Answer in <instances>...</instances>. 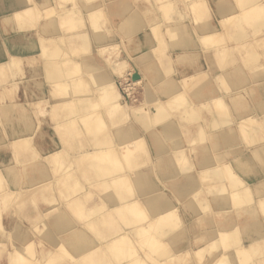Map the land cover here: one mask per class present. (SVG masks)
Returning a JSON list of instances; mask_svg holds the SVG:
<instances>
[{
    "label": "bare ground",
    "instance_id": "1",
    "mask_svg": "<svg viewBox=\"0 0 264 264\" xmlns=\"http://www.w3.org/2000/svg\"><path fill=\"white\" fill-rule=\"evenodd\" d=\"M81 1L83 3L82 8L76 0H40L38 2H35V0H16V3L12 6L15 9L5 18V21L9 24H15L17 32L24 33L28 28L37 27L38 30L40 26L43 28L45 24L47 25L46 29L44 27L40 30L42 31L41 34L37 33L36 35L38 36L40 48L38 56H45L47 52L45 42L52 36H56L60 41L62 40L61 42H64L68 34L71 37L77 35L80 42L79 48L86 50L88 48V44L86 43L89 38V32L84 30L75 33L79 27L78 25L85 23V12L82 13V11L85 10L87 12V17L91 20V28L97 27L100 11L96 10L99 3L93 5L95 0ZM145 1L150 2L151 6H156V3L151 0ZM173 1L175 2V0H164V5L169 10H173ZM250 1V3L246 4L242 0L241 6L236 2L237 6L239 5L237 12L234 11L233 6L227 1L221 0L220 2H216L215 8H218H216L218 16L220 18L226 17L228 21L229 19L227 18L234 20L232 23H234L233 30H235V33L232 37L237 43L246 38L256 36V34L258 35L260 31H264L262 30L264 29V2L262 0ZM181 2L192 11L194 23L195 25L196 23L199 24V26L197 25L198 27L196 26L197 29H201L198 32L202 33L203 30L205 31V33L200 34L199 38L204 46L195 45L193 48L187 47L183 49L182 45L179 44H183L180 38L182 37V28L184 26L181 28V24L185 21H191V17L185 16V20H180L183 17L181 14L178 17L176 16L177 18L168 16L164 18L167 20L173 19L172 23L175 25L171 28L169 26L170 23L167 24L169 26V34L166 38L162 39L159 48L156 47V43L150 47H146V50L140 57L142 60L139 66L141 73L133 72L132 68L128 72L131 73L130 78L124 71L125 62L106 64L113 71L112 75L114 72L116 73L115 75L125 74L120 80H127L129 77L132 85L143 81V75H141L143 72H153L152 74L154 75L150 79L154 81L155 87L162 94V99H159L157 93L152 90L153 85H151L152 88L150 85V87L147 85L145 93L146 101H144L146 106L155 105L153 106L155 108L153 112H149L143 105L139 107L132 106L135 104L132 101L133 97L131 100H128V95H131L130 91L133 89L125 90L126 93L124 95L118 90V82H115L111 73L104 76L101 73L102 76L97 75L98 77L96 74L92 76L91 80L94 84V90L98 94V103L92 102L87 99L89 97L87 86L85 87V85L78 82L81 72L79 65H70L66 72L63 70L61 72V68L54 66L52 60H48L47 64L49 66L46 65L44 69L45 76L43 79L46 84L54 87L55 90H58L62 94L61 104L63 107L69 109V106L75 103L76 96H79L76 99L80 105L79 110L85 111L86 108L89 109L88 107L94 108L89 114L82 113L78 117V120L75 118V113L67 114L61 122L68 124V126L76 125L77 123L85 125L92 122L95 127L103 128V133H105L104 128L108 124H118L120 118H123V122L126 124L129 122L125 120L129 119L130 123L127 129H122V133L118 129L116 132L117 136L106 143H102L98 136L96 138H88L86 136L82 139L79 136V132L76 131L74 136L77 138L73 137L72 139L78 144V148L76 147L77 149H75L73 156L69 155L67 158L65 157V150L62 148V144L71 143L72 139L64 142V135L70 133L68 129L59 131V139H62L59 141L62 146L53 150L51 152L53 153L52 155H49L50 153H40L38 151L39 144L36 146V144L31 143L34 134H37V132H32L31 137L10 140L8 145H12L14 151L19 154H32L37 163L32 165L34 168L32 167L31 170L25 169L24 171V173L30 172L29 176L32 177L30 179L32 181L28 186L13 188L6 185V189L0 194V203L5 205H0V230L6 235L5 240H0V257L2 258L4 255V259L6 260L5 262L2 261V263L261 264L264 261V244L257 245L255 243L256 239L264 236V174L255 176L254 172H244V167L247 163L243 161V158H240L242 156V152L240 153V151L233 153V160L230 157L228 162H221L222 167L212 164L211 161L214 158L211 159L207 155L208 144H205L210 140L212 145L209 146L212 150H217L213 149L212 146L218 145V149L220 148L221 151L219 152L221 153L219 158H223V154L227 150L224 149L223 145H227L228 140H231L233 136L232 132L234 131L231 132V136L227 128H232L234 126L233 123L238 128L240 127L241 133H248L247 136L249 133L251 134V132H248L250 127L252 128L251 131L254 130L253 127L257 128L254 131L259 132L260 135V131L263 128V126L261 128V122H264V109L261 110L262 114L258 115V113L253 112L251 109L247 110V112L243 111L244 108H241L242 110L237 109V104L240 96L238 95L239 92L246 90V88H251L254 84L251 80L255 77L252 78L250 76L253 75L252 73L254 75L258 73L257 76L260 75L258 77L264 80V57H258L260 54H257V52L254 54L249 52V57L247 56L244 61L242 60L239 66H235L237 75H235L234 71L227 70V61L215 62V65L219 68L217 73L213 74V79H216L218 84L225 82L222 86L223 89L221 87V91L215 95H209L206 98L203 96L204 100L201 101L200 99L197 102L194 99L200 97L199 94L202 95V93L194 91V96L191 93L194 104H191L184 93L186 91L184 89L189 87V84L186 87L179 88V83L178 85H173V80L170 76L178 70V66H183L185 62L194 63L197 53L204 56L206 55L205 53L209 56L215 53L218 56L223 51L222 48L219 49L217 46H220L224 38V31L222 27L221 29L216 28L214 24L207 21L206 18H210L212 15L208 0H181ZM127 5L130 8L131 5ZM230 5L232 7H229ZM121 9H123L122 5ZM67 10H72L70 11L72 12L70 13L71 15L61 16ZM38 13L40 15H37ZM78 13H80L81 17L77 15ZM139 18V16L137 18L134 14H129V16L127 14L126 21H124V24H128L129 26L125 30L129 28V31L126 30L123 34H125L126 38L130 36L135 43H139L141 40L139 33L135 36V30L142 26V28L146 27V23H143ZM202 18L205 19L204 22H201ZM159 23L163 25V21L155 19L154 23L148 25V29L154 31V25ZM245 23L248 26H244L247 25ZM162 25H158L155 28H160ZM225 25H227V22ZM57 26L62 30L65 29L64 33L58 32ZM163 27L165 28V26ZM94 30L95 32L92 31L90 35L94 36L93 39L95 41L100 42L96 49L92 47L94 50L92 49L88 52L91 55L93 51L99 53L100 50H103L104 52L111 45V42H107V38L102 34V31ZM54 33L56 34L53 35ZM168 43L169 46L172 43L177 47L180 45L181 47L178 48L183 49L173 52V56L176 55V61H173V57L169 56V53L166 52L165 55L163 53L166 51ZM64 45L65 47L68 46L67 43H64ZM54 48L52 47L53 50L49 52L50 57L59 58L64 54L60 46H55ZM261 55L264 56V51ZM163 56L164 58H162ZM158 58L161 60L162 68L157 62ZM21 60L22 58L19 56L9 54L5 61L0 62V68H2L1 65L5 64L6 66V64H10L11 66L6 67V71L9 67V71L13 75L22 72L21 65L19 64ZM109 60H111L110 57L106 58L105 61L108 63ZM243 67L254 71L250 75H244L245 71L242 69ZM99 68L97 67L96 70L99 71ZM91 70L96 72L95 67H92ZM136 73L138 74V78L132 79L133 74ZM202 73L203 71H197L198 76H202ZM203 75L205 76V73ZM233 75H235L234 79L232 78ZM231 79L232 81L229 82ZM227 80L234 87H230L231 85L226 82ZM237 81L240 82L235 84ZM19 82L20 79L16 78L11 85L16 86ZM47 101V99H41L38 104H35L37 101L31 103L33 108L29 112L33 114L29 117L34 118L35 116L36 118L32 120L37 125L38 121H41L40 116H43L47 111V108L44 107V105L48 104ZM239 103L241 104V102ZM258 103H256L257 108H259L258 106H264V101L263 103L258 101ZM17 104L19 103L13 102L9 108L8 105L4 106L8 108L7 111L12 112L14 105ZM101 106L104 107L105 115L102 114L103 110H99ZM196 106L197 108L203 107V109L204 107L210 108V112L212 113H209L212 117L210 129L205 131L202 126H197L198 131H196L199 135L192 131L198 136L197 139L194 134L188 135L185 140L182 137L178 138L179 133L177 136L174 133L177 132L179 125H175L174 123L167 124L166 121L173 114L178 113L185 120L188 119L195 122L200 118L202 111H198ZM79 110L78 112H80ZM4 113L6 111H2L3 115ZM142 113H146L149 120L154 118L156 122L159 121L164 124L163 128L150 127L155 129L151 133L152 139L154 137H159L162 140L170 138V142L168 143L176 146L175 148L172 146L174 149L171 147L172 149L168 148V150L165 147L167 143H164L165 141L162 143L161 141V144H156L151 148L152 151H155L153 154L161 155L165 151L172 152L173 150L175 154L177 153L176 159L180 163L177 168L180 171L176 167H174L173 171H169V169H172L169 164L165 165L166 172H152L148 167L147 163H151L153 160V157L150 155V149L147 146L148 141L145 137L142 141L137 140L140 136L131 125L133 117ZM21 116L19 119L22 118ZM27 118H23V122ZM28 124H30V121H28ZM36 124L33 129L39 128ZM145 126L149 127L150 124ZM158 129L160 130L158 131ZM126 131L129 136L122 135ZM254 131L252 132L254 133ZM152 139L151 141L153 142ZM196 140L199 142L198 144L203 145L202 150L204 153L199 157L200 163L197 165V168H199L198 170H205V172H202L204 174L200 176V178L207 181L205 184L200 183V178L197 175L198 172H187L193 164L189 162L191 165H187L189 158L185 150L188 147L193 148V146H197V144L192 145ZM217 141H219V144H217ZM4 144L0 141V145ZM263 145H260L261 147L257 146L259 150L263 148ZM256 149L254 151L253 149L249 150L256 153ZM224 150L225 152H222ZM230 150L232 151L231 148ZM228 151L227 153H231V151ZM57 154L59 156L63 154L60 157V161ZM139 154L140 157H137L136 155ZM259 156L261 157V155ZM260 157L258 158L259 160ZM136 158L138 159L136 160ZM190 158H193V156L190 155ZM31 160L33 162V158ZM214 160L216 161V158ZM218 161L217 159L216 162ZM75 162L78 165H85L86 167V169H83L84 166L82 168V177L85 178V183H82V180L77 176L74 166ZM206 163L207 165H204ZM2 164L3 162L0 161V165ZM144 164H146V167H142ZM260 166L262 165L260 164ZM127 170L137 171L127 172ZM14 172L16 171L14 170ZM26 174L28 175V173ZM180 176L186 179L185 182H179V187L174 188V193H171V195L166 194L164 189L166 182H172L180 178ZM129 182L130 184H128ZM88 187H97L102 195H97L98 199L92 196V199L82 203L80 199L85 198L87 195L89 196L90 190ZM151 196L154 197L153 201L149 200ZM9 202H16L19 210H23L26 204L29 203L30 208L39 210V212H37L34 218L26 219V223L19 217H12L9 225L10 228L7 229L2 221V211L7 208ZM40 203L43 206H40ZM69 209L71 210L69 211ZM214 210L226 212L222 217V219H225V223L216 225L215 220L209 219L204 221L205 225L203 227V215H207ZM215 211L213 212L214 214ZM238 214L241 216L240 219L236 216ZM243 219L245 220L243 221ZM209 234L211 235L207 239ZM246 240L248 241L245 243ZM8 245H10V249Z\"/></svg>",
    "mask_w": 264,
    "mask_h": 264
},
{
    "label": "rangeland",
    "instance_id": "2",
    "mask_svg": "<svg viewBox=\"0 0 264 264\" xmlns=\"http://www.w3.org/2000/svg\"><path fill=\"white\" fill-rule=\"evenodd\" d=\"M151 1L155 2L156 6H151L150 2H146V4L145 3L141 4L140 3L141 1H139V0H134L132 2L133 6H135V9L132 11L133 14L135 12L140 14L142 16L141 17L139 15L141 17L140 19L141 20H145L146 25H147V28L144 31L143 30H142V32L139 31V36L141 38L144 37V36H148L151 39V42L153 43V45L156 43L155 44L156 47L159 48L161 46L162 39L166 38L168 36V34H169L168 33L169 32L168 31L169 30V26L172 28L173 25H175V24L172 23L173 19L172 20H169V19L167 20L165 18H167L168 16L175 18L176 16L178 17L181 14V15H183V17H181L180 20L181 19L185 20L186 18H184V17L185 16H187V17L189 16V17H191V21H185V22H183L181 24L182 25L181 28L184 26L182 28V32H183L182 33V37L180 38V40L182 39L181 41L183 42V44L182 43H179V44L182 45L183 49H186L187 47L192 46L193 44L194 45H198V46L199 45L200 46L203 45V42L199 38H200V34L205 33V31L203 30L202 33L198 32V31H201V29L200 30L197 29L199 24L196 23V25H195L194 16L192 15V11L189 8H187L185 6V4L183 5L181 0H175V2L173 1L174 9L173 8L172 9L175 10L174 11L175 13L173 12V10H169V8H167V6L164 5V0H151ZM241 1L242 0H236L237 4H239L240 6L242 4ZM262 1L264 2V0H262ZM250 2H251L250 0H244V3H246V4H248ZM237 4H236V6H237ZM239 5L237 6V9H238ZM209 8L211 9L210 4H209ZM70 11H72V10H70ZM70 11L67 10V12L63 13L61 16H64V17L65 16H70L71 15L70 13H72ZM74 11H76V10H74ZM211 12H212V10H211ZM82 13H84V12L82 11ZM37 15H40V13H38ZM77 15L79 17H81L80 13H78ZM237 15H240V14H237ZM162 16H163V18H162ZM98 17H99V19L97 21V27L96 28H91V26H92L91 25V20L87 17V14H86L85 15V23L82 24V25L79 24L78 25L79 27L77 28V30L75 32V33H78L80 31H84V30H87L89 32L88 33V35H89L88 37L89 38H88V41L86 43V44H88V48L86 50H81L79 48L80 42H79V39H78L77 35H75L74 37H71L68 34V37L65 39L64 42H61L62 40L60 41L58 37H56V36L53 37L52 36V37L49 38L48 41L45 42V44L47 46V49H46L47 52L45 53V56H43V57L42 56H38V58H41V59L42 58H45V59L47 58V61L48 60H52L53 63H54L53 64L54 66H57V67L61 68V72H63V71L66 72V70L68 69V67L70 65L71 66H73V64L79 65L78 63H75V59H74L75 55L78 56V57H80L81 55H86L87 57L90 58L91 53H88V52L90 50H92L93 48H95L94 46H92L93 43H94V39H93L94 36H91L90 34H91L92 31L95 32L94 29H97L98 31L99 30L102 31V29H101V27H102L101 20H104L105 23H106V17L103 14L102 15L98 14ZM155 19L163 21V25H162V23L154 25L155 27H157L158 25H162V26H160V28H157V29L155 27H153L155 29L154 31L148 29V25L151 24V23H154ZM206 19H207V21L211 22V24H214L216 28H219V26H217V24L222 27V29L224 31V34H223L224 38H223L220 46H217V48H219V49L222 48L223 51L218 56L215 53L210 55V56L207 55V53H205L206 54L205 56L201 55L200 53L199 54L197 53V55H195L197 58L194 60V63H192V65H190L191 63L185 62L183 64V66H181L179 69L177 68L178 70L173 75L170 76L171 79L173 80V82H172L173 85H176V84L178 85V83H179V85H178L179 88L186 87L189 84V87L184 89V90H186L184 93L186 94V97H187V99L189 100V102L191 104H194V101L192 100V97H191V95H192L191 93H193V96L195 95L194 91H196V92L199 91L198 93H202V95L199 94L200 97H197V98L194 99L196 102L199 101L200 99H201V101H203L204 98H206V96L208 97L209 95H215L217 92L221 91V87L223 86V84L225 82L221 83V84H218L217 80L213 79V74L217 73L218 68H219V67H217L215 65V62H218V61H224L225 62V61H227L228 62L227 65H226L227 70L228 71H234L236 73L235 75H237V72L235 70V66L236 67L239 66L242 63L241 61L242 60L244 61V59L247 58V56L250 53L254 54V53L257 52V54H260V55H258V57H260V58L264 57L263 55H261V53L264 51V31H260V33L258 35L256 34V36H253L251 38L250 37L246 38V39L242 40L241 42L237 43L235 40H233V37H232V36H234V33H235V30H233L234 23H232V21L234 22V20H232L230 18H227V19H229V21H228V20H226V17H224V18H222L221 20H219L217 22V21H215V18L213 16H211L210 18H206ZM204 21H205V19L202 18L201 22H204ZM220 22H222V23H220ZM223 22L225 24L227 22V25H225ZM105 23H104V25H105ZM167 24H169V26ZM245 24H247V23H245ZM163 26H165L167 32L165 31V28ZM244 26H248V24L244 25ZM141 29H142V27H140L137 30H141ZM247 30H249V29H247ZM262 30H264V29H262ZM102 34L105 36L103 31H102ZM136 34H138V33L135 32V36H136ZM114 35L119 40H116L114 43H111L112 46L110 45L111 48L108 47L109 50L106 49V50H104V52H103V50H100L99 51L100 54L99 53L98 54L101 57H104L105 58L104 60H106V58H109V57L111 58V60H109L108 63H107V61H105L107 64H111V63L114 64V63H118V62L123 63V62H125L124 60H121L123 57H124V59H127L128 61H135L134 55L131 53L132 49L130 50V52H128V50L126 49V47H131L132 44H134L133 43L134 41H132L130 36H128L126 38V36H124L125 34L118 33V32H115ZM197 38L199 39V41H198ZM74 39L78 40V43H79L78 46H76L74 44V41H75ZM64 43H67L68 46L65 47ZM97 43L99 44V42H97ZM95 44L96 43H94V45ZM180 45L178 47H181ZM55 46H60L62 48V52H64V54H62V56H60L59 58L58 57H50L49 56V52L52 51L53 50L52 47L54 48ZM113 47H115V49H113ZM139 47H141V46L139 45L138 48ZM178 47L174 46L173 43H172L171 46H169V43H168V46L165 49L166 51L163 52V53H164V55L166 54V52L169 53V56L171 55L173 57V61H176V55L173 56L174 55L173 52H175L177 50L178 51L179 50H183V49H180ZM154 53H156V51H154ZM163 53H161V54H163ZM92 54H94V53H92ZM53 56H55V55H53ZM32 58H36V57H32ZM162 58H164V56ZM22 60L19 62L20 65L22 64ZM160 61L161 60L158 58L157 62L159 64V66L162 68V64L160 63ZM174 65H175V62H174ZM7 66H11V65L10 64H8V65L6 64V66H5V64H4V65H1V67L3 69L0 68V104H1L0 105V141L5 143L4 145H0V161L3 162V164L0 165V167H2V166L4 167L5 166L4 168L3 167L0 168V194H2L3 191L6 189V185L9 186V187H13V188L14 187L17 188L18 186L19 187L20 186H24V187L28 186L30 184V182L32 181V180H30L32 177L29 176L30 172H25L24 173V171H25V169L31 170L32 167H33L32 165H35L37 163V162H35V160H34L35 158H34V156L32 154H19L16 151H14V149L12 148V145H10V144L8 145L10 140L19 139L21 137L22 138L23 137L24 138L31 137L32 136L31 135L32 132H37V134H34V136H33L34 138H32L31 143L36 144V146L39 144L38 151L40 153H42V154L50 153L49 155H52L53 153H51V152L53 150H55L56 148H59V147L61 148V146L63 145L62 148H64L65 152H66V150L68 152V153L64 152L65 157L67 158V157H69V155L73 156V154L75 153L74 152L75 149L78 148V144L72 139L73 137H75L74 133H76V131L79 132V134H80L79 136L82 137V139H84L86 136H88V138L89 137L96 138V136H98V137H100V140L102 141V143H106L108 140H111V139L115 138V136H117L116 132H117L118 129H120V131L122 133V129L123 128L127 129L128 124L130 123L129 119H127L128 121L125 120L126 122H129V123L126 124V123L123 122L124 119L120 118V121H119L118 124H108L104 128L105 133H103V128H100L98 126L95 127V125L92 122L91 123H87L85 125L81 124V123H77L76 125L68 126V124H65V123L61 122L63 117H65L67 114L75 113L74 114L76 116L75 118H77L76 120H78V117H80V115L82 113L83 114L84 113L85 114H87V113L89 114V113L92 112V109H94V108L93 107H88L89 109L86 108L85 111L84 110L83 111L79 110L80 109V105L76 101V99L79 96H76L75 103L73 105L69 106L70 107L69 109L66 108V107H63V105L61 104L62 103L61 99L63 98L62 94L58 90H55L54 87L49 86L48 84L45 83L44 80H42V76H45L44 72H43V75L42 74L39 75L38 72H36V73L32 74L31 76L27 77L25 72H24V70L22 69V72L15 73L13 75V73L11 71H9V67H8L7 71L5 70ZM47 66H49V64H47ZM232 66H234V67H232ZM65 67H66V69H65ZM80 68H81V72H80V75H79V78H78V82L83 84V85H85V87L87 86V90L89 91V97L87 99L92 101V102L98 103V96H97L98 94L95 92L94 84H93V82L91 80L92 76L95 74V71L91 70L92 67L90 69H88V71H86V72L83 71L81 66H80ZM132 68H133V72L135 71V72L141 73L140 72V68L137 69V68L133 67L132 63H130V64L126 63V65L124 67V71H125V74L126 75L128 74L129 77H130L131 73H128V72L131 71ZM173 69H175V68H173ZM242 69L245 71L244 75H247V74L250 75V73L254 71V70L250 71V70L246 69V67H243ZM263 70H264V68H263ZM197 71H203L202 76H198L197 75ZM152 73H151V71H149L147 73L143 72V74H141V75H143V81L140 82V83L134 84V85L131 84V80H130L131 77L130 78L128 77L127 80L121 81L120 78L122 79V77L125 74L124 75H118V74L115 75L116 74L115 72L113 74L115 82H118V87H119L118 90L120 92H122L125 95V93H126L125 90L133 89V90L130 91L131 95L130 96L128 95V100L129 99L131 100L132 97H133L132 101L135 104L132 105V106L139 107V106L143 105V106H145L147 108V110L149 112H153V110L155 109L153 107V106H155L154 104H151L152 106L151 105H147L146 106V103H145V101H146L145 100V93H146L147 87L149 85L150 86L153 85V88L151 86L152 90L157 93V97L159 99H162V94L155 87V84L153 83L154 81L150 79V77L154 75ZM204 73H205V76L203 75ZM252 74L253 75H250V76L252 78L255 77V78H253L254 80L253 79L251 80L254 83L253 84L254 87L252 86L251 88H246V90H243V91L239 92L238 95H240V96L238 98L237 109H241V108L243 109L244 108L243 111H246V112H247V110L251 109L253 112L258 113V115H261L262 114L261 110L264 109L263 108L264 106H258L259 108H257V106H256L257 104L256 103H258V101L263 103V101H264V87H263L264 80L263 79L261 80V77L260 78L258 77L260 75L257 76L258 73L255 74V75H254V73H252ZM235 75H233L234 77L232 76L233 79L235 78ZM261 75H262V73H261ZM116 77H117V79H116ZM16 78L20 79L19 84H16V86L15 85H11L12 82L14 81V79H16ZM231 81H232V79L229 82H231ZM226 82L228 83V80ZM238 82H240V81L235 82V84H237ZM235 84H233V85H235ZM229 85H231L230 87H234V86H232V83L229 84ZM240 86H242V85H240ZM261 87H263V89H261ZM222 89H223V87H222ZM17 90H19V93L17 92ZM80 92H81V90H80ZM203 96H204V98H202ZM41 99H47L48 100L47 101L48 104H46L47 103L46 102L45 103L46 105H44V107L47 108V111L43 114V116H40L41 117V121H38V125H37L36 123L33 122V120L36 117L35 116H34V118L29 117V116H32V114H33L32 112H29V110L31 108H33L31 103H34V102L37 101L35 104H38L39 100H41ZM13 102L14 103L17 102L19 104L14 105V109H13L12 112L7 111V109L9 108V106H11L13 104ZM49 102H50V104H49ZM142 102H144V103H142ZM239 102H241V104ZM138 103H141V104H138ZM77 104H78V106H77ZM247 104H248V106H247ZM258 104H261V103H258ZM4 105H8V108L5 107ZM41 105H43V104H41ZM240 105H242V106L240 107ZM103 109H104V107L101 106L99 110H103ZM196 109L198 111H201V110L202 111L200 113V118L198 120H196L195 122H192V121H190L188 119L185 120L182 117V115H180L178 113L173 114L170 117V119H168L166 121L167 124L174 123L175 125H179L177 127L178 128L177 132L174 133V134H176V136L179 133V135L177 136L178 138L182 137L183 140H185V139H187L188 135H191V134L193 135L194 133L198 134L197 133V131H198L197 126H202L205 131L210 129L209 126H210V122H211V118H212L211 115H210V114H212L210 112V108L209 107H204V109H203V107L202 108H197V106H196ZM78 110L80 112H78ZM2 111L3 112L6 111V113H4V115H3ZM102 114L105 115V111L104 110H103ZM35 115H36V113H35ZM3 116H4L5 119L3 118ZM20 116L22 117L21 119H19ZM262 117H263V115H262ZM23 118H27V120L30 121V124H28L27 120H25V122H23L24 121ZM29 118L31 120L32 119L33 120L31 121ZM105 118H107V117H105ZM14 119H15V121H14ZM131 121H132V123H131L132 127H134L137 130V133L140 136L139 139H137V140L142 141V139H144V137H145L146 140L149 142V144H147V146L150 149V155H151V157H153V160L151 161V163H147V164L149 165L148 167L152 170V172H166V168H165L166 164H169V166L172 167V169H169V171H173L175 169L174 167H176V169L179 170L177 167H178V165L180 163L177 162V159H176V156H177L176 154L177 153L175 154V152H173V150H172V152L171 151H165L161 155H159V154L154 155L153 153L155 151L151 150V148L154 147V145L161 144V141H162V143L164 141H165L164 143H167V146H165L167 149L168 148L172 149L173 147L174 148L176 147L175 145L173 146V144L171 145V144L168 143V142H170V138L169 139L165 138L164 140L159 139V137H154L153 139L151 138V136H152L151 133L155 129H152L150 127L151 126H155V127L163 128L164 124H162L159 121L156 122L154 118L149 120L146 113H142L140 115L134 116L133 120H131ZM261 123H262L261 124V128L263 126V128H262L263 131L262 130L260 131L261 132L260 135L262 134L261 137L259 135V132L257 133V131H254V130L257 129V128L255 129V127H253L254 130H252V131H254V133L251 131L252 128L251 127L249 128L248 132H251V134L249 133L248 136H247L248 133L247 134L241 133L242 131H241L240 127L238 128V126H236V124H234V123H233L234 126L232 128H227L228 132H230V133L233 130L234 131L232 132L233 136H232V133H231V136H232L231 140L230 139L228 140L227 145H223L225 147L224 149H227L226 152H225V150L222 151V152H225L223 154V158H219V156L221 154L219 152H221V151H220V148L218 149V145L217 146L216 145L212 146L213 149H217V150H212L210 148V146L212 145L211 141L208 140V142L205 143V144H208L207 145L208 146L207 147L208 150H206L207 151L206 152L207 155L210 156L211 159L212 158H214V159L216 158V161H217V159L219 160L218 162H216L214 159H212V161H211L212 164H216V165H219L220 167H222L221 166L222 165L221 162H226V161L228 162V159L230 157L232 159V156L234 155L233 153L240 151V153L242 152V156H240V158L241 159L243 158V161H246V163H247L246 166L244 167L245 168L244 172H254L255 176H260L261 174H264V162H263L264 161V149H263L264 148V145H263L264 144V122H261ZM35 124L37 126H39L38 129H33ZM149 124H150L149 127L145 126V125H149ZM28 126L29 127L31 126V127L29 128ZM50 126H52V129L49 128ZM66 129L70 130V133L67 134V135L65 134L66 136L64 135V137H65L64 138V142L68 141V139H72L71 143H69V144H64L63 143L62 145H60V146L58 145L57 147H55V145L51 146V145L48 144L50 140L48 139L47 136H49V135L53 136V132H55L58 140H62V139H59L58 133H59V131H61V130L64 131ZM258 129L260 130V128H258ZM159 130L160 129H158V131ZM72 131H73V133H72ZM192 131H194V133ZM41 132H42V134H41ZM122 135H128L127 131L123 132ZM194 136H195L196 139L198 138V136H196L195 134H194ZM75 138H77V137H75ZM132 139H134V138L132 137ZM132 139H129V140H132ZM151 139L153 140V142L151 141ZM43 143H47L49 145V147H46V150H45L44 153L42 151L43 146H44ZM198 143L199 142H197V140H196L192 145L197 144V146H193V148L188 147V148H186L185 152L187 153V156L189 158V161H188L187 165H189L190 163L193 164V166H190L191 164L189 165L190 168L187 170V172H198L197 175L200 178V176L202 174H204L202 172H205V170L204 169L198 170L199 168H197V165L200 163L199 157H201V155L204 152L202 150L203 145L202 144H198ZM217 144H219V141H217ZM48 145H46V146H48ZM163 145H165V144H163ZM260 145H263V148L260 149V150H263V151H260L259 147H257V146H260ZM132 146H134V145H132ZM198 146H200V148H198ZM230 148L232 149V151L230 150ZM249 149H251V150L253 149V151H254V149H256L257 151L255 153V152L250 151ZM69 151H70V153H69ZM227 151L228 152L231 151V153H227ZM257 152H259V153L257 154ZM31 155H32V157H31ZM190 155L193 156V158H190ZM204 155H206V154H204ZM259 155H261V157ZM62 156H63V154H60L59 161H60V157H62ZM136 156L140 157V154L136 155ZM154 156H156V157L154 158ZM216 156H218V157H216ZM255 156H259L260 160L258 159L259 157L256 158ZM32 158H33V162L31 160ZM137 159L138 158H136V160ZM259 161H260V163L258 164ZM260 164L262 166L259 167ZM181 165H180V167H181ZM204 165H207V163L204 164ZM74 166H75V170L77 172V176L79 177L80 180H82V183H85V178L82 177V170L86 169L85 165H83L84 166V168H83L82 165H78L75 162ZM105 167H107V165H105ZM142 167H146V164H144ZM14 170L16 172H14ZM50 170H51V172H53L52 169H50ZM136 171L137 170H133V171L127 170V172H136ZM182 172H186V171H182ZM26 173H28V175ZM185 180L186 179H184V177L180 176V178L175 179L172 182H166V184L164 186L165 193L168 194V195H171V193H174V191H173L174 188L179 187L178 183L181 182V181L183 183V182H185ZM14 182H15V184H13ZM200 183L201 184H205V183H207V181H205L202 178H200ZM128 184H130V182ZM73 185H75V184H73ZM88 189L90 190L89 196L87 195L88 197L86 196L85 198L80 199V200H82L81 201L82 203H85L89 199H92V196L95 197L96 199H98L97 195H102V193L100 192V190H98L97 187H88ZM73 190H74V188H73ZM57 196L59 197V195H57ZM149 200L153 201L154 197L153 196L149 197ZM0 205H2V203H0ZM39 205L43 206L42 203H40ZM2 206H5V205L3 204ZM62 206H63V204H62ZM18 207H17L16 202L15 203L9 202L8 205H7V208L4 211H2V221H3V224H4L5 228H7V229L10 228L9 225H10V221L12 220L11 219L12 217L13 218H18L19 217L21 220H23L26 223V218L21 217L22 216L21 213L24 212V209L23 210H19ZM28 207H30L29 203L26 204L25 209H28ZM70 210L71 209H69V211ZM214 211L210 212L207 215H203L204 216V219L202 220L203 227L205 225L204 221L205 220H209V219L210 220H215L216 221V225H220V224H224L225 223V219L224 218L222 219V217L224 216V214H226V212H224V211H218L217 212V210H216L215 214H214L213 213ZM236 216L239 219L241 217L239 214L236 215ZM244 220L245 219H243V221ZM205 235H207V234H205ZM210 235L211 234L208 235L207 239L209 238ZM262 238H264V236L263 237H259V239H256L257 241L255 240V243L257 245L264 244V239H262ZM247 241L248 240H246L245 243ZM8 246H9L8 248L10 249V245H8ZM5 252H6V250H5ZM5 252H3V254H5ZM4 258H5L4 255L2 256V258L0 257V261H1L0 264H5V263H2V261H4V262L6 261ZM262 263H264V261Z\"/></svg>",
    "mask_w": 264,
    "mask_h": 264
},
{
    "label": "crops",
    "instance_id": "3",
    "mask_svg": "<svg viewBox=\"0 0 264 264\" xmlns=\"http://www.w3.org/2000/svg\"><path fill=\"white\" fill-rule=\"evenodd\" d=\"M36 1L38 2L40 0H35V2ZM133 1L134 0H95L93 2L94 4L91 3L93 5H96L97 3H99V5L97 4L96 10H99L100 14L101 15L103 14L106 17V23L104 20H101V22H102L101 29L107 38L106 39L107 42L114 43L116 40H119L114 35L115 32L123 33L126 30L129 31V28L125 30V28H127L128 24L125 25L124 21H126L125 18L127 16V14H128V16H129V14L130 15L133 14L132 11L135 9V6H133V4H132ZM139 1H141L140 2L141 4L142 3L146 4V2H147L145 0H139ZM208 1L210 2V7L212 10L211 16H213L215 18V21L218 22L222 18H220L218 16V13H217L218 8L216 7L217 8L216 9L215 6H216V2H220L221 0H208ZM224 1L229 2L233 6L234 11H236V12L238 11L237 6H236V0H224ZM76 2L79 4V6L81 8L83 7L82 6L83 3H81L82 2L81 0H79V1L76 0ZM125 2H127V3L124 4ZM14 3H16V0H0V62L5 61L8 58L9 54L19 56L20 58L23 59L21 67L24 70L27 77L31 76L32 74H34L36 72H38L39 75L40 74L43 75L44 69H45L48 61H47V58L46 59L45 58H42V59L38 58V53H39L40 48H39L38 36H36V35H37V33L41 34L42 31H40V30L43 29L44 27H45L44 29H46L47 25L45 24V26L43 28H41V26H40V28L38 30H37V27L36 28L32 27V28H28V30L25 31V33L20 32V31L17 32V29L15 28L16 27L15 24H9L8 22L5 21V18L9 14H11L13 9H15L12 7L14 5ZM127 4L131 5L130 8H128ZM121 5L123 6V9H121ZM124 5H125V8H124ZM231 5L229 7H232ZM131 9H133V10L131 11ZM83 12H85L84 15H86L87 12L85 10H83ZM134 15H136V17L138 18V16L140 14L135 12ZM142 22L146 23L145 20H142ZM104 23H105V25H104ZM217 26H219V29H221L220 25L217 24ZM146 28H147V25L145 28H142L141 30H137V31L135 30V31H136V33H139V31L142 32V30L144 31ZM56 29L58 32L64 33V30H62L59 26H57ZM55 34L56 33H54L53 35H55ZM49 35H50V33H49ZM74 40H75L74 44L76 46H78V44H79L78 40L77 39H74ZM97 42H100V41H95V39H94V43H96V44L94 45V43H93V46L95 48L98 46ZM133 43L134 44H132V46H131L132 48L126 47V49L128 50V52H130V50L132 49L131 53L134 55L135 61H128L127 59H124V57L122 58V60H124L127 64L132 63L133 67L135 66V68H139L141 61H142L140 59L141 55L146 50V47L147 46L150 47L151 45H153V43L151 42V39L147 36L142 37L139 43H135V42H133ZM139 45L141 47L138 48ZM194 46L195 45L193 44L192 46H189L188 48H193ZM93 53L94 54H92L90 56V58L87 57L86 55H81L80 57H78V56L74 57V59L76 61L75 63H78L82 67L84 72L88 71V69H90L91 67H95V70H96L97 67L99 68L101 66L98 69L99 71L96 70V72H95L96 76L97 75L102 76V74L104 76V75H108L111 73V76L114 77V75H112V71L110 70V67L108 65H106L107 63L105 62L104 57H100V55L96 51H93ZM31 56H35L36 58H32ZM44 62H45V64H44ZM190 65H192V64H190ZM180 67L181 66H178V69ZM43 78H44V76H42V80H44ZM17 92L19 93V90H17ZM14 121H15V119H14ZM49 128L52 129V126H50ZM47 137L50 140L48 143L49 145H51V146L55 145V147H57L58 145H61V143L58 140L55 132H53V136L49 135ZM48 144L43 143V145H44L43 149H42L43 152H45L46 147H49ZM148 144H149V142H148ZM46 145H48V146H46ZM37 212H39V210H36L34 208L33 209L30 207L28 209L24 208V212L21 213V215H22L21 217H24L26 219L34 218L35 215L37 214ZM5 239H6L5 233H3L0 230V240H5Z\"/></svg>",
    "mask_w": 264,
    "mask_h": 264
},
{
    "label": "water",
    "instance_id": "4",
    "mask_svg": "<svg viewBox=\"0 0 264 264\" xmlns=\"http://www.w3.org/2000/svg\"><path fill=\"white\" fill-rule=\"evenodd\" d=\"M136 78H138V75L137 74H133L132 79H136Z\"/></svg>",
    "mask_w": 264,
    "mask_h": 264
}]
</instances>
